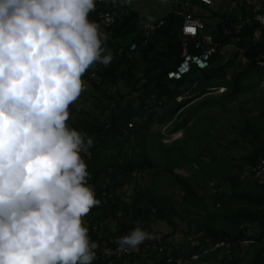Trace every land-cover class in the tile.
Segmentation results:
<instances>
[{
    "label": "trees",
    "instance_id": "16d2710c",
    "mask_svg": "<svg viewBox=\"0 0 264 264\" xmlns=\"http://www.w3.org/2000/svg\"><path fill=\"white\" fill-rule=\"evenodd\" d=\"M232 1L235 5L225 12L211 8L213 5L206 8L207 17L218 18L210 29L217 47L210 67L192 68L178 80L168 79L166 73L179 62L183 52L181 18L171 8L154 21L162 23L146 43L131 52L130 43L140 44L142 32L151 20L143 12L121 4L114 8L124 13L105 32L108 39L104 46L112 51L113 58L109 64H101L98 82L89 78L88 71L82 76L91 86L94 107L84 109L70 104L67 121L93 138L88 152L81 153L90 172L88 183L100 200L85 215L89 235L99 244L92 264H109L102 247H117L116 238L129 232L137 221L147 232L158 221L172 229L164 236L152 234L144 240L162 243L171 258L226 241L231 244L228 253L217 250L205 259L216 264H264V184H258L250 171L258 158H264V65L259 64L261 56L264 61V26L253 19L256 12H264V7L258 10L248 0ZM99 7L105 8L102 4ZM89 18L99 23L95 10ZM225 28L230 34L225 33ZM257 29L260 36L254 40ZM237 36L245 51L235 52L227 62L220 63L222 49ZM239 58L246 61L244 66ZM120 82L129 92L118 88ZM222 88L220 94H213ZM258 88L262 107L258 116L252 120L243 112L232 127L235 137L249 144L247 153L239 158L231 152L227 154V148L216 150L212 143L210 147L195 144L189 135L184 141H164L184 132L191 121L196 130L199 124L194 117L204 108L225 109L240 95L256 96ZM134 91L139 93L137 97L132 96ZM244 104L240 105L242 109ZM129 123L132 128H128ZM157 124L164 130L154 131ZM143 178L146 181L140 182ZM132 182V192L125 195L123 189ZM175 189H179V200ZM179 221L186 225L183 234L195 235L192 240L198 239L199 245H174L169 241ZM244 241L247 244L243 245ZM143 255H151L152 264H168L166 254L142 248L110 264H147Z\"/></svg>",
    "mask_w": 264,
    "mask_h": 264
},
{
    "label": "clouds",
    "instance_id": "9594fccd",
    "mask_svg": "<svg viewBox=\"0 0 264 264\" xmlns=\"http://www.w3.org/2000/svg\"><path fill=\"white\" fill-rule=\"evenodd\" d=\"M96 0H0V264H92L83 217L98 205L81 153L93 138L70 126L83 74L107 65ZM137 221L116 238L136 249Z\"/></svg>",
    "mask_w": 264,
    "mask_h": 264
},
{
    "label": "built area",
    "instance_id": "2783aa9c",
    "mask_svg": "<svg viewBox=\"0 0 264 264\" xmlns=\"http://www.w3.org/2000/svg\"><path fill=\"white\" fill-rule=\"evenodd\" d=\"M172 5V10L181 18V34L183 37L182 46L183 52L181 58L177 64L171 66L170 70L166 73L168 79L178 80L183 76L187 75L192 68H197L199 70L206 69L210 67L214 55L217 53L216 44L213 41L212 34L210 30L206 28L204 20H207L209 13L206 8L211 7L215 0H170ZM262 4L264 0H261ZM104 5L105 8H100V5ZM119 5V0H96V14L99 19L100 30L106 32L109 27H111L116 20H120L124 12H118L115 7ZM261 10L262 7H256ZM127 13V10H124ZM253 19L257 21L260 25L264 26V12H256ZM162 22L154 23L149 22L145 30L141 35V42H131L129 49L131 52H135L139 45H144L147 38L154 32L158 25ZM241 24L239 25V28ZM230 30L225 28V33L230 34ZM260 36V31L257 29L254 32V40H257ZM240 37L234 38L233 42L225 45L222 49L220 63H225L229 60L233 53L238 52L242 54L245 51L241 45H239ZM192 49H191V48ZM263 56L260 58V65H264ZM101 66V63L97 62L93 64L87 71L89 72V78L98 82L97 72ZM261 89L264 90V82L261 84ZM224 88L220 89L223 91ZM138 92L134 91L132 93L133 97H137ZM133 124L129 123L128 128H132ZM251 174L254 180L258 184H264V158H258L254 165L250 167ZM251 232V228L248 229V233ZM200 241L198 239L192 240L191 245H199ZM247 244V241L243 242V245ZM99 248V247H98ZM97 248V249H98ZM142 248L143 251L150 250L156 251L158 255L166 254L168 259V264H210L205 257L211 252L221 250L223 253H228L231 248V244L226 241H219L214 244H209L202 251L193 253L188 256L179 255L178 257L171 258L170 252L167 251L165 245L160 242H147L143 241L136 249L133 250H120L117 247H102V253L109 261L110 264L120 256L131 255L132 253L139 251ZM216 264V263H211Z\"/></svg>",
    "mask_w": 264,
    "mask_h": 264
},
{
    "label": "crops",
    "instance_id": "0c3cea01",
    "mask_svg": "<svg viewBox=\"0 0 264 264\" xmlns=\"http://www.w3.org/2000/svg\"><path fill=\"white\" fill-rule=\"evenodd\" d=\"M228 2H229V8H225V6H223L226 3L225 0H217L215 3L217 6H215L214 9H219L221 12H225L235 5V2L232 0H229ZM248 2H250L253 5L255 4L256 7H262V9L264 7V5H262L261 3H258L260 2L259 0H248ZM123 6H126V5H123ZM151 22H154V21L151 20ZM221 92L222 91L218 90L217 92H214L213 94H220ZM242 96H248V95H240L237 101L233 102L231 105H229L225 109H222L219 106L204 108L203 110L200 111L198 115L194 117V120L197 121L199 124V127L196 130L192 128V121H191L188 123L187 129L184 132L183 131L178 132L174 134L173 136L166 137L164 141L165 142L167 141V143H171L172 141L176 139H180L181 141H184L185 140L184 138L188 137L189 135V137L192 140L191 142H195V144H200V146L204 145V147H206V145H208L210 147V143H212L211 146L215 147L216 150L224 151V149L227 148L226 149L228 152L227 154L231 152V154L236 158H239L240 156L246 154L249 149L248 142L244 143L241 139L235 137L236 132L233 130L232 127L233 125L236 124L237 120L241 118L243 112H245L250 119L254 120L256 116H258L262 107L258 100L259 95L252 96V97L248 96L247 98H244V99L241 98ZM243 102H245L244 109H242L240 106L241 103ZM235 103H238L237 108L233 106ZM232 113L234 114V116ZM228 114L232 115V118H233L232 120L226 118ZM155 126L156 127L159 126L160 130L162 129L164 130L163 125L157 124ZM155 126L153 127L154 131H156L154 129ZM228 129H229V133H231L230 137H228L227 134H225L226 132H228ZM160 130H157V131H160ZM206 131H208V134H209L208 136L210 138L206 135L205 133ZM199 134L204 135V137L203 138L200 137V139H198ZM193 139H195V141ZM195 149L198 151L200 150L198 148H195ZM182 169L184 170L185 167H183Z\"/></svg>",
    "mask_w": 264,
    "mask_h": 264
},
{
    "label": "rangeland",
    "instance_id": "374dc122",
    "mask_svg": "<svg viewBox=\"0 0 264 264\" xmlns=\"http://www.w3.org/2000/svg\"><path fill=\"white\" fill-rule=\"evenodd\" d=\"M228 1L229 0H225L226 3L223 5V6H225V8H229V2ZM258 3L262 4V2H258ZM119 4L126 5V6H128L130 8H133L135 10L143 12L145 14V16L148 19H151L152 21H157L158 19H161L172 8L170 0H119ZM262 5H264V3ZM215 6H217V5L214 3L211 8H213ZM217 20H218L217 17H212V16L208 17L207 20H204L205 24H206V28L208 30L213 28L214 24L217 22ZM131 38H132V36H129L128 40H130ZM239 62L243 66L246 64V61L244 59H242V58H239ZM90 87H91L90 84L88 82L84 81L83 91L81 92V94L78 97V99L72 103L73 107L84 108V109H93L94 100H93V98L91 96L92 91H91ZM118 88L121 89L123 92H129V88L123 82H120L118 84ZM260 91H261V89L258 88V90H256L254 93L256 95H259V94L261 95ZM248 96L252 97L254 95H253V93H251V94H248ZM248 96H242L241 98L244 99V98H247ZM233 106L235 108H237L238 103H235ZM94 110L96 111L95 108H94ZM69 111H70V109H69ZM233 116H234V114H233ZM226 118L231 119V120L233 119L231 114H228L226 116ZM154 129L156 131L160 130V127L159 126H157V127L155 126ZM225 134H227V136L230 137L231 133H229V129H228V132H226ZM242 151H244V150H242ZM184 172L185 173L187 172L188 174H190V171H189L188 168H186V170ZM139 181L140 182H145L146 179L143 178V179H140ZM133 187H134V183L132 182L131 184H129L127 187H125L123 189V193L125 195L130 194L132 192ZM174 194L176 196V199L179 200V189H175L174 190ZM83 222H84L85 225H87L86 216L83 217ZM171 230L172 229L166 223L158 221V222H154L151 225V230L149 231V233H150V235L155 234V235H158V236H164L165 234L170 233ZM185 230H186L185 223L182 222V221H179L178 229L175 232L174 236L169 239V241H171L174 245H177V244H180V243L181 244L182 243L189 244L191 242V240L195 237V235H193L191 233V235L185 236L183 234L185 232ZM142 258L145 259L144 261H146L147 264H152V262H153V257L151 255H146V256L143 255ZM135 264H138V263H135Z\"/></svg>",
    "mask_w": 264,
    "mask_h": 264
}]
</instances>
